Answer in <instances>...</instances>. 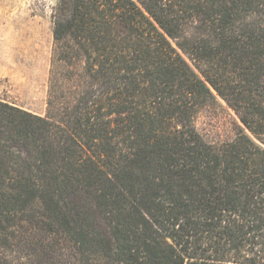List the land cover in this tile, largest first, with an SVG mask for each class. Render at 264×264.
Listing matches in <instances>:
<instances>
[{"label":"trees","instance_id":"obj_1","mask_svg":"<svg viewBox=\"0 0 264 264\" xmlns=\"http://www.w3.org/2000/svg\"><path fill=\"white\" fill-rule=\"evenodd\" d=\"M53 20L46 114L0 97V264H264V0ZM216 94L244 126L211 143Z\"/></svg>","mask_w":264,"mask_h":264},{"label":"rangeland","instance_id":"obj_2","mask_svg":"<svg viewBox=\"0 0 264 264\" xmlns=\"http://www.w3.org/2000/svg\"><path fill=\"white\" fill-rule=\"evenodd\" d=\"M57 2L0 0V97L41 115L47 112ZM195 125L211 143L233 139L244 126L218 94L200 108Z\"/></svg>","mask_w":264,"mask_h":264}]
</instances>
